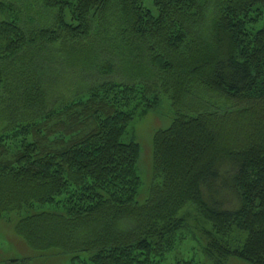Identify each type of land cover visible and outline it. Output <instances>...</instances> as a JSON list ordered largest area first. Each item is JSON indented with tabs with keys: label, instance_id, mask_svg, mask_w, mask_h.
I'll use <instances>...</instances> for the list:
<instances>
[{
	"label": "trees",
	"instance_id": "obj_1",
	"mask_svg": "<svg viewBox=\"0 0 264 264\" xmlns=\"http://www.w3.org/2000/svg\"><path fill=\"white\" fill-rule=\"evenodd\" d=\"M0 91V220L32 249L197 264L193 206L213 264H264V0H0ZM164 98L140 204L124 138Z\"/></svg>",
	"mask_w": 264,
	"mask_h": 264
},
{
	"label": "rangeland",
	"instance_id": "obj_2",
	"mask_svg": "<svg viewBox=\"0 0 264 264\" xmlns=\"http://www.w3.org/2000/svg\"><path fill=\"white\" fill-rule=\"evenodd\" d=\"M3 91V90H2ZM0 91V94H2ZM174 109L167 98L154 110L139 115L131 124L128 135L124 138L129 143L132 138L140 145L141 158L139 163V175L142 186L138 195V203L143 204L149 197V192L154 176L153 166V139L160 132L167 130L174 120ZM233 169L225 165L221 170L224 179L231 177ZM219 199H222L225 208L234 209L238 206V199L235 192L229 188L220 191ZM185 211L189 215L190 235L186 243L178 249L176 256L187 261H195L197 264H213L207 257L205 250L207 240L203 228L209 225L203 221L195 207L189 206ZM16 216L10 215L0 220V264H79L86 259L80 255V260L74 261L72 255L62 254L57 250L36 251L29 247L20 236L17 235ZM228 264H250L237 259H231Z\"/></svg>",
	"mask_w": 264,
	"mask_h": 264
}]
</instances>
